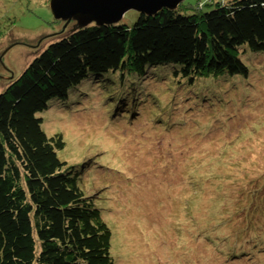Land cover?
<instances>
[{
    "label": "rangeland",
    "instance_id": "374dc122",
    "mask_svg": "<svg viewBox=\"0 0 264 264\" xmlns=\"http://www.w3.org/2000/svg\"><path fill=\"white\" fill-rule=\"evenodd\" d=\"M205 1L183 0L180 7L192 11ZM48 2L0 0V87L8 84L6 73H20L49 41L76 31L70 24L56 34L63 22L53 18ZM137 13L129 10L120 21L130 24ZM258 63L253 60L249 77L233 85L218 78L221 90L197 80L203 94L158 74L139 81L137 101L130 81L89 82L69 103L53 102L42 113L45 131L61 133L66 142L59 156L90 163L82 183L99 197L114 264H175L178 232L181 240L198 238L189 243L199 264L215 256L213 248L223 254L205 237V227L229 236L238 219L256 215L258 201L251 197L264 191V64Z\"/></svg>",
    "mask_w": 264,
    "mask_h": 264
},
{
    "label": "trees",
    "instance_id": "16d2710c",
    "mask_svg": "<svg viewBox=\"0 0 264 264\" xmlns=\"http://www.w3.org/2000/svg\"><path fill=\"white\" fill-rule=\"evenodd\" d=\"M181 4L137 13L130 24L91 23L49 41L20 73H6L8 84L0 87V264H114L99 197L82 183L89 161L62 159L61 133L49 135L43 127L42 113L53 102L69 103L77 89L100 80L130 81L137 101L136 86L153 74L203 94L197 80L221 90L218 78L233 85L249 77L253 60L264 64V0H206L192 11ZM251 199L258 201L256 215L238 219L231 235L204 226L223 254L213 248L215 256L199 264L242 257L264 264V191ZM195 238L181 240L177 233L175 264H196Z\"/></svg>",
    "mask_w": 264,
    "mask_h": 264
},
{
    "label": "water",
    "instance_id": "95a60500",
    "mask_svg": "<svg viewBox=\"0 0 264 264\" xmlns=\"http://www.w3.org/2000/svg\"><path fill=\"white\" fill-rule=\"evenodd\" d=\"M182 2L183 0H49L48 5L53 18L63 22V29L73 24L72 30L91 23H118L129 10L154 15L163 8L175 9Z\"/></svg>",
    "mask_w": 264,
    "mask_h": 264
}]
</instances>
